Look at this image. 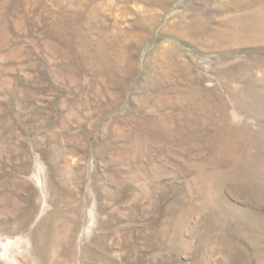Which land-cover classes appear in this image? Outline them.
Listing matches in <instances>:
<instances>
[{"label":"rangeland","instance_id":"rangeland-1","mask_svg":"<svg viewBox=\"0 0 264 264\" xmlns=\"http://www.w3.org/2000/svg\"><path fill=\"white\" fill-rule=\"evenodd\" d=\"M0 264H264V0H0Z\"/></svg>","mask_w":264,"mask_h":264}]
</instances>
